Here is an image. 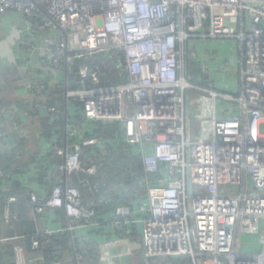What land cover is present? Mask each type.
Here are the masks:
<instances>
[{"label":"built area","instance_id":"obj_1","mask_svg":"<svg viewBox=\"0 0 264 264\" xmlns=\"http://www.w3.org/2000/svg\"><path fill=\"white\" fill-rule=\"evenodd\" d=\"M7 13L28 21L22 53L35 47L31 35L47 32L43 75L26 84L31 109L47 99L46 85L58 86L62 74L66 83L75 63L86 61L78 70L81 87L66 85L64 91L66 101L82 103L85 124L65 119V139L71 142L62 146L54 140L52 149L65 158L60 169L66 179L53 175L57 184L45 202L32 194L34 217L62 208L69 232L100 225L95 203L85 204L67 175L99 173L96 165H83L81 151L107 140L87 137L88 123H119L124 141L142 157L144 202L139 215L132 201L116 207L109 223L120 239L99 245L82 236L84 250L100 247V259L112 261V247L124 244L129 251L131 228L142 223L146 264L180 256L193 264H264V248L253 256L237 249L240 234L258 233L264 220V0H0V14ZM211 39L235 41L237 72L228 86L234 93L187 78L188 49L200 51ZM205 50L206 59L201 52L192 54L205 76L225 87L231 82L225 59L209 45ZM187 90L210 98L206 136H194ZM40 107L61 119L60 106ZM6 179L0 170V181ZM82 184L92 194L108 185ZM16 202V196L6 202L7 221L18 219L11 212ZM17 238L0 236V241ZM24 250L17 245L19 257Z\"/></svg>","mask_w":264,"mask_h":264},{"label":"trees","instance_id":"obj_2","mask_svg":"<svg viewBox=\"0 0 264 264\" xmlns=\"http://www.w3.org/2000/svg\"><path fill=\"white\" fill-rule=\"evenodd\" d=\"M203 47L200 46V49ZM193 49H196L195 51ZM198 49V51H197ZM203 52V49L199 51V48H189L186 57L187 64V78L195 84L214 87L216 89L221 88L216 85L210 78L206 77L202 62L199 57H196L192 53ZM86 61L79 60L75 63L72 70L67 73V82H64L65 75L59 76V85L55 88L46 85L45 89L49 90L50 94L45 101L40 102L39 105H34V109L29 108V119H38L44 126V137L51 138L52 147L53 141H58L59 145H62L61 140L64 141L65 123L58 117H54L51 114L41 116V107H53L62 106L64 103V91L67 88L81 87L79 82L78 70L83 66ZM216 85V86H215ZM70 108L68 119L75 118L80 125L85 124V120L82 114V103L80 101L67 100ZM66 101V102H67ZM73 107V108H72ZM40 115V116H39ZM87 137L99 136L104 137L107 140L105 146H93L84 147L81 151V158L85 167L96 165L99 169V173L96 176H90L85 172H75L67 175V181L69 184L77 186L81 189L84 199L90 203H95L96 220L100 222V225L89 227L83 235L88 241L96 243L97 234L104 231L109 225L112 215L117 206L126 205L129 201L134 203V209L138 212V204L144 202V199L140 198V193L143 192L145 185V179L147 175L144 172L142 163V157L137 147H133L124 141V136L121 132L119 123H88ZM68 141L71 140L68 138ZM16 141V140H15ZM21 143L26 140L21 139ZM8 154L13 157L19 156L15 149L9 148ZM23 155V154H21ZM45 165L42 168H38L39 178L37 179L40 185L43 187V193L39 198L45 202L51 195L54 186L57 184V180L53 178L54 171H57L62 166V159L59 157L53 149L44 158ZM26 163L13 164L12 159L9 161L6 157L0 158V170H3L7 174V179L0 181V236L18 237L16 242L2 243L0 241V264H14L15 256V244L23 246L27 252H39L44 258L45 264H76L75 253L78 258L92 259L98 263L97 259L99 253L96 248H90L83 250L82 237L79 230L69 232L53 231L47 233L43 229V225L51 223L49 221L51 212L53 211L56 217L60 220L65 217L64 210L62 208H49L44 214H36L33 216V208L30 205L31 196L35 193L32 187L16 178L15 175L20 171L18 166L25 167ZM151 183H154L155 176H150ZM88 180L92 182H99L104 185L99 193L92 194L89 191V187L83 186V181ZM144 184V185H143ZM44 191L46 194H44ZM10 196H16L18 202L11 205L12 214H16L18 219H11L7 221L4 217L5 205ZM102 201V203H100ZM45 226V225H44ZM48 228V226H47ZM139 230L137 226H132L130 240L135 243L133 251V260L136 264H146V259L141 253L140 246L137 242ZM84 239V238H83ZM38 240L39 246L33 247V241ZM81 264H85L81 259ZM163 264H193L189 256H180L178 258L165 259Z\"/></svg>","mask_w":264,"mask_h":264},{"label":"crops","instance_id":"obj_3","mask_svg":"<svg viewBox=\"0 0 264 264\" xmlns=\"http://www.w3.org/2000/svg\"><path fill=\"white\" fill-rule=\"evenodd\" d=\"M24 36H30L29 24L25 17L15 13L0 14V158L6 157L8 161L12 159V163L16 165H18V163H26L25 167L18 166L20 171L17 172L15 177L32 187L33 190H35V194L40 195L43 193L44 189L37 180L40 173L38 168H42V166L45 165L44 158L51 152L52 140L50 137H44L45 130L40 118L34 120L33 118L29 119L28 103H30L31 106L33 99L28 93L26 84L27 81L33 78H40L43 75L42 57L44 55L47 32L31 35L33 36L32 38H34L35 47L27 53H22L20 51L21 41ZM207 45L217 50L218 54L222 56L224 49L222 46H211L210 44H206L202 48V56L204 59H206L205 49ZM64 98L65 100L61 106L62 113L60 116L61 120L65 123V110L67 108L68 116L70 108L68 101L66 102L65 96ZM14 110H16V113L13 116L12 112ZM41 112V116L46 115L43 110H41ZM21 139L26 140V142L21 143ZM69 142L68 140L66 141L64 136V141L61 140L59 143L65 146L69 144ZM9 148L15 149L19 156L17 157L14 155L11 157L8 154ZM61 159L63 165L64 158L61 157ZM58 170L54 171L53 175L61 178V180H65L66 177L64 178L63 171L60 169L59 172ZM44 194H46L45 191ZM85 204H88V202ZM136 215H139V213L136 212ZM49 221L51 223L47 224L48 228L46 224H44L45 226L43 225V229L45 228L44 231L46 232L64 231L69 225V220L66 215L63 219L60 218L59 220L53 211L51 212ZM135 226L138 227L139 235H142L143 224L140 223ZM85 234L86 232L80 231L78 235L83 236ZM117 239H120V236L112 229L111 225H109L104 231L97 234L96 243L101 245ZM129 244V251L124 244L112 247V249L111 246L107 247L106 249H111L114 255L112 261L101 260V248L95 249L99 253L97 262L102 264H136L132 256L136 245L132 240H129ZM81 246L84 250L85 245L83 244ZM16 248L17 245L15 244L14 264H45L41 253H30L24 248L23 255L19 257ZM262 248V245H258V247L252 251L245 249L240 253L253 256L263 250ZM140 249L144 257L143 245L140 246ZM74 256L76 264H81V259L85 264L94 262L92 259L88 260V258H85L83 260V258H78L76 253Z\"/></svg>","mask_w":264,"mask_h":264},{"label":"rangeland","instance_id":"obj_4","mask_svg":"<svg viewBox=\"0 0 264 264\" xmlns=\"http://www.w3.org/2000/svg\"><path fill=\"white\" fill-rule=\"evenodd\" d=\"M207 44H210L211 46H222L223 53L222 56H218L217 50L214 49L216 56H218L219 59L222 58V60L225 59L224 66L227 69V73L230 76L231 82H226L225 87L219 88L223 91H230L229 84L232 83L236 76L237 72V65L235 60L233 59V56H235V41L232 40H207ZM194 51L196 49H193ZM194 53V52H193ZM234 89H232L230 92H233ZM191 102V126L194 133V136L200 137V132L203 133L204 136H206L208 129L205 128V125L208 124L206 121L208 117L210 116V98L202 95L201 93L197 92H190L187 90V107L189 108V104ZM202 116L204 119H199V116ZM202 135V136H203ZM137 242L140 246L143 244V238L142 235H138ZM258 245H262L264 248V220H262L260 225V230L256 234H246L241 233L239 236V241L237 244V249L239 252H243V250L252 251L258 247ZM262 248V249H263ZM247 251V252H248Z\"/></svg>","mask_w":264,"mask_h":264},{"label":"water","instance_id":"obj_5","mask_svg":"<svg viewBox=\"0 0 264 264\" xmlns=\"http://www.w3.org/2000/svg\"><path fill=\"white\" fill-rule=\"evenodd\" d=\"M67 113H68V110H67V108H66V110H65V119L67 118ZM64 164H65V158H64ZM66 170H65V168L63 169V176H64V178L66 177ZM64 185H66V181H64Z\"/></svg>","mask_w":264,"mask_h":264}]
</instances>
